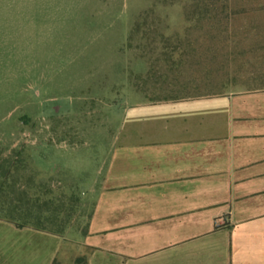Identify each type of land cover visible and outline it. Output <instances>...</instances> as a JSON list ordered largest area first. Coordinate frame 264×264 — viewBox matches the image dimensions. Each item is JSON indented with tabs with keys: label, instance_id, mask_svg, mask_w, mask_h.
<instances>
[{
	"label": "rangeland",
	"instance_id": "rangeland-1",
	"mask_svg": "<svg viewBox=\"0 0 264 264\" xmlns=\"http://www.w3.org/2000/svg\"><path fill=\"white\" fill-rule=\"evenodd\" d=\"M263 5L264 0H0V246L9 252L43 247L48 238L24 230H60L56 264L87 261L79 232L87 227L94 188L114 146L119 139H146L161 126L146 121L141 133V122L128 120V111L154 101L151 88L158 75L173 71V61L180 76L194 77L200 89L261 84L263 79L251 76L253 56L237 55L247 47L228 44L251 38L252 25H264ZM201 13L202 21L188 20ZM168 80L163 77L161 85ZM50 195L60 210L46 207ZM31 208L44 218L49 209L58 212L60 219L53 225L39 216L26 222Z\"/></svg>",
	"mask_w": 264,
	"mask_h": 264
},
{
	"label": "crops",
	"instance_id": "crops-1",
	"mask_svg": "<svg viewBox=\"0 0 264 264\" xmlns=\"http://www.w3.org/2000/svg\"><path fill=\"white\" fill-rule=\"evenodd\" d=\"M252 28L228 45L247 47L237 55L253 56L251 76L264 80V25ZM177 63L157 76L154 101L128 111L141 133L161 126L114 146L79 232L87 264H264V81L209 91ZM24 231L45 246H0V264H56L62 235Z\"/></svg>",
	"mask_w": 264,
	"mask_h": 264
},
{
	"label": "trees",
	"instance_id": "trees-1",
	"mask_svg": "<svg viewBox=\"0 0 264 264\" xmlns=\"http://www.w3.org/2000/svg\"><path fill=\"white\" fill-rule=\"evenodd\" d=\"M216 4H214V5H216ZM261 8L264 9V5L261 6ZM205 16L206 15H204V14L201 13V14H197V15L192 16V18H189L188 20L190 22L191 21H194V20L197 21V22H199V21H202V19L205 18ZM48 194L54 195L53 192H51L50 190H48ZM52 195H50L51 197L48 198V202L46 203V207H47V205H48V207L50 205H55V209L58 211V210H60V208H62V206H61L62 204L56 205V204H59L60 201L57 202V200H54V198L52 197ZM73 195H75V194L73 193ZM72 198L73 199H76L74 197H72ZM14 205H15V207H13V209H15V210H21V207L17 206V204H14ZM39 207L43 208V206H41V205H39ZM25 212H28V214L24 215V216H26L24 218L27 219V220L28 219L31 220L34 217H38L39 215H37V214H40V212L39 213L33 212V209L32 208L25 210ZM40 215H43V213L40 214ZM47 215L48 216H46L45 218L43 216H39V217H40L41 221H43L45 219V222L49 223V225L50 224L53 225V223H56L60 219V213H58V212L57 213H51L50 212V209L48 210V214ZM29 220L26 221V222H29ZM18 226H22V225L18 223ZM50 230H52V229H50ZM52 231L61 234L60 230H56V231L55 230H52ZM78 261L81 262V263H83V264H87V262L85 261L84 258H80V259H78Z\"/></svg>",
	"mask_w": 264,
	"mask_h": 264
},
{
	"label": "built area",
	"instance_id": "built-area-1",
	"mask_svg": "<svg viewBox=\"0 0 264 264\" xmlns=\"http://www.w3.org/2000/svg\"><path fill=\"white\" fill-rule=\"evenodd\" d=\"M222 221V223H224V221L223 220H221Z\"/></svg>",
	"mask_w": 264,
	"mask_h": 264
}]
</instances>
